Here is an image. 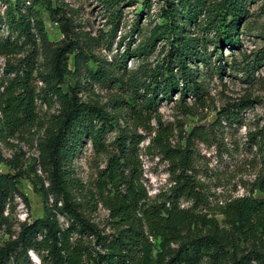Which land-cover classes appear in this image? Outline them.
<instances>
[{"label": "trees", "instance_id": "obj_1", "mask_svg": "<svg viewBox=\"0 0 264 264\" xmlns=\"http://www.w3.org/2000/svg\"><path fill=\"white\" fill-rule=\"evenodd\" d=\"M94 1L110 28L109 34L101 30L103 45L80 29L82 24L74 21L77 11L64 0H0L5 7L0 27L7 32L0 36V58L5 59L0 77V164L10 171L0 172V231L5 227L11 235L0 246V264H33L31 253L42 264H264V251L255 240L250 242L264 227V201L244 196L221 205L216 214L225 217L231 230L221 227L203 210L209 199L193 174L188 148L192 138L185 149L171 148L167 139L160 141L161 153L174 167L172 185L150 196L137 161L143 137L119 127V118L129 110L139 122L145 120L157 99H171L176 91L183 100L193 96L201 102L205 88L199 64H211L209 44L216 52L220 46H239V26L248 13L246 0H161L162 22L112 65L92 49L112 46L127 8L140 4L143 14L151 11L154 0ZM41 10L59 25L61 41L49 39ZM139 31L138 19L132 32ZM213 34L218 40L209 41ZM159 42L164 43L161 63L143 64L129 73L128 58L148 59ZM221 59L222 55L220 63ZM219 66V72L224 70ZM68 78L75 85L65 90ZM82 80L113 87L126 84L133 97L126 107L110 113L98 101L82 100ZM39 101L49 109L57 103V112L41 115ZM115 127L121 131L114 142L116 151L111 152L105 136ZM86 141L108 158L95 194H84L74 173V160ZM20 143L36 144L37 157L31 158ZM1 144L13 151L10 158ZM260 148L264 150V140ZM23 179H29L42 196L44 216L21 223L13 238L11 215L15 199L24 197L19 188ZM108 184L112 190L105 194ZM256 187L264 194V176ZM98 202L110 212L111 233L88 216L87 210ZM246 242L252 249L242 247Z\"/></svg>", "mask_w": 264, "mask_h": 264}, {"label": "rangeland", "instance_id": "obj_2", "mask_svg": "<svg viewBox=\"0 0 264 264\" xmlns=\"http://www.w3.org/2000/svg\"><path fill=\"white\" fill-rule=\"evenodd\" d=\"M64 2L77 11L74 21L82 24L80 29L91 37L99 38V43L103 45L101 30L109 34L110 28L106 26L107 18L98 4L94 0H64ZM163 6V1L154 0L151 11H145L143 14L140 4L127 8L112 46L110 48L101 46L92 50L101 58L107 59L108 64L117 63L127 49L133 51L148 36L149 31L162 22L159 15ZM244 6L248 13L239 26L241 33L239 46L236 48L220 46L217 48L220 52H216V47L209 44L211 64L208 67L199 64L202 75L200 82L205 88V96L201 102L193 96L183 100L180 92L176 91L171 99H157L155 110L145 120L139 122L133 110H129L119 118L121 129L129 128L143 137L137 148V161L141 169V181L152 197L170 190L172 185L171 172L174 167L161 153L160 141L167 139L171 148L185 149L188 138H192V144L190 143L188 148H191L193 174L202 183L209 199V205L203 210L211 213V217L215 216L221 227L229 231L231 228L227 225L225 217L216 214L218 207L244 196H252L264 201V194L256 187L257 179L264 176V150L260 148V143L264 140V0H246ZM4 9L0 2V12L3 13ZM41 13L49 39L53 42L61 41L63 36L59 25L50 19L46 11L41 10ZM138 19L140 31L132 32ZM2 35H7V32L0 27V36ZM209 39V41L218 40L214 34L210 35ZM122 40L124 41L120 44ZM163 44L159 42L157 51L148 59L130 56L126 64L129 73L143 64L155 67L161 63L165 55L162 54ZM221 55L220 63L218 58H221ZM4 64L5 59L0 58V77ZM219 65L224 70L219 72ZM127 79L128 77L125 81ZM66 82L65 90L68 86L75 85V81L71 78ZM82 85L80 93L82 100L87 103L98 101L101 105H105L110 113H113L115 107H126L132 96L126 84L123 87H113L82 80ZM38 87H42L40 82ZM115 99L120 103H114ZM57 109V103L49 109L46 104L38 102V111L41 115L56 113ZM112 129L106 134L105 141L110 151L114 152L116 151L114 142L120 135L121 129L118 127ZM18 146L27 151L31 158L37 157L36 144L20 143ZM1 147L6 158L13 155L12 150L3 144ZM107 164V156L95 152L90 141L83 144L73 167L75 177L84 187V194L96 193L101 171L107 169ZM0 172L10 173L2 164H0ZM19 188L24 197L15 199V210L11 215L13 238L20 231L21 223L33 222L44 216L43 198L34 190L29 179H23ZM111 190L112 186L108 184L105 194ZM80 201L83 203V199ZM184 206L187 207L188 204L185 203ZM87 212L100 229L111 233L110 212L101 202H98L96 208L93 207ZM60 221L64 227L67 226L63 216H60ZM261 224L264 225V214ZM10 236L3 227L0 231V246L7 242ZM251 241L264 251V227L260 228L256 238L250 239ZM155 243L158 247L160 239L155 240ZM251 244L246 242L242 247L252 249ZM31 256L33 264H42L36 254L31 253Z\"/></svg>", "mask_w": 264, "mask_h": 264}, {"label": "built area", "instance_id": "obj_3", "mask_svg": "<svg viewBox=\"0 0 264 264\" xmlns=\"http://www.w3.org/2000/svg\"><path fill=\"white\" fill-rule=\"evenodd\" d=\"M40 84H42V83H40Z\"/></svg>", "mask_w": 264, "mask_h": 264}]
</instances>
